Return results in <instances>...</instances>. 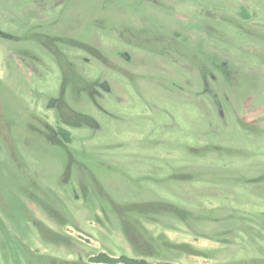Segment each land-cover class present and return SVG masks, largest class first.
Segmentation results:
<instances>
[{"label":"rangeland","instance_id":"obj_1","mask_svg":"<svg viewBox=\"0 0 264 264\" xmlns=\"http://www.w3.org/2000/svg\"><path fill=\"white\" fill-rule=\"evenodd\" d=\"M159 1L0 0V264H30L24 252L51 264L77 256L88 262L102 252L133 257L104 193L119 203L170 201L195 212L190 226L176 223L175 230L144 222L154 235L206 252L173 264H264V193L254 190L264 187L255 181L264 175V0ZM242 8L251 19H243ZM148 23L198 40V67L214 54L238 65L237 85H213L214 103L201 92L200 68L119 38L120 30ZM35 32L100 51L97 57L71 44L60 48L84 80L110 87H94L104 114L85 83L70 76L65 100L97 128L80 116L69 115L71 123L57 117L52 101L63 76ZM165 79L177 86L162 87ZM44 124L71 135L66 150L77 163L69 177L67 153Z\"/></svg>","mask_w":264,"mask_h":264},{"label":"trees","instance_id":"obj_2","mask_svg":"<svg viewBox=\"0 0 264 264\" xmlns=\"http://www.w3.org/2000/svg\"><path fill=\"white\" fill-rule=\"evenodd\" d=\"M97 22V20H95ZM94 25V23H93ZM31 31V30H30ZM37 35V39H33L40 42L41 45H48L52 48L54 54H56V50L52 47V45L48 42V35L41 34L39 32L33 33ZM68 45H75L69 41V43H64ZM137 45V47L141 49H150L157 53L162 52L163 43H152L151 46L146 45L143 42H135L133 43ZM62 46V45H60ZM84 46L89 49L90 45L84 44ZM86 49V50H87ZM162 54V53H160ZM57 55V54H56ZM61 64L63 65V71L65 73V80L68 76H72L71 67H68L65 59H60ZM79 81V80H78ZM66 82V81H65ZM83 82V81H82ZM86 92L89 91V82L84 81ZM63 115H75L76 111H73L71 108H62ZM73 112V113H72ZM77 113V112H76ZM80 116V114H79ZM76 116V117H79ZM62 118V117H61ZM60 118V119H61ZM81 120L85 123L92 124V119L86 116H80ZM66 123H71L70 119H64ZM63 122V120H62ZM60 136L64 143L71 144L72 138L68 131L60 128ZM217 149V148H216ZM215 151V148H214ZM195 181V180H193ZM197 181V180H196ZM218 181V180H216ZM244 181V180H243ZM256 182L263 183L264 175H261L255 179ZM244 182L248 183L249 181L245 180ZM255 192L264 193V187L260 184H256L254 186ZM102 198L104 202L112 209L113 212L117 215L118 221L122 226V230L125 233L127 240L134 252V256L130 257L127 255H120L118 257H111L106 253H98L97 255L89 258V263L81 261V258L77 256L75 260L66 261L64 264H149L147 259H153L161 262H166V264H173L172 262L179 259L185 255H194L195 253L202 252L206 254V252L195 249V247L191 246L188 243H175L172 242L164 233H160L158 235H154L151 230L147 229L144 225V222L149 224H156L162 226L169 230H175L176 223L185 224L187 227L190 226V222L196 219V214L192 209H188V207L176 204L170 201H145V202H124L119 203L111 199L108 194H102ZM50 213L60 218V215L54 211L50 210ZM41 231H43L45 236H54L51 232H49V228L41 227ZM228 240H230L228 238ZM224 244V243H223ZM30 252V251H28ZM25 253V257L28 256V263L30 264H51L47 258L43 255H37L31 259V256ZM32 260V261H31ZM258 260L252 259L248 263L246 261H237L231 264H258Z\"/></svg>","mask_w":264,"mask_h":264},{"label":"flooded vegetation","instance_id":"obj_3","mask_svg":"<svg viewBox=\"0 0 264 264\" xmlns=\"http://www.w3.org/2000/svg\"><path fill=\"white\" fill-rule=\"evenodd\" d=\"M145 1H150L154 4L160 2L159 0H145ZM245 9L242 8V11ZM244 16V20H249L251 19L252 15H249L247 12H245L244 14H242ZM240 30L243 32H247L250 33L244 26H240ZM119 38L123 40L124 43L131 45V47H135L133 45V43L135 42H149V43H163L164 45L162 46V54L157 53L153 50H148V49H143L148 53H154V54H159L161 57H164L166 59L169 60H175L174 57H178V58H182L187 61L191 68L195 67L196 69L201 70V81H202V90L201 92H203L204 94L207 95H211L214 103H217V94H213L212 92L215 90L213 85L220 87L221 85L227 87L228 91L233 90L234 86L237 85L238 82V77L241 74V71L239 70L240 67L238 65H234L229 61H224V60H220L221 58L219 56H216L214 54L215 57H213V61H207L205 63H203V65L199 66L198 65L201 63L199 62V59L196 56L193 55L194 50L197 49V44L199 43L198 40H191L190 36L187 33H182L181 31H177V30H173V31H165L164 28L157 24V23H148L146 25H144V27L142 28H125L123 30H120L119 33ZM49 38V43L52 45V47L56 50V54L52 53L53 50L52 48L49 47V50L51 51V55L53 57V60H55L54 62L57 63L58 65V69L60 70V74L61 76H63V79L61 81V87H60V92L58 94L57 98H53L52 102H56L55 108H56V113H57V117L59 118L60 121H64V119L69 118V115H63L62 114V108L66 107V108H71L69 106V103L65 100V92L67 90V88L74 84L75 79L70 78V76H68L65 80V73L63 71V65L61 64L60 59H65V62L67 64L68 67H71V73L73 74L76 73V75L78 76V80L81 81H86L84 80L81 75L78 73L77 70H75L73 68V65L71 62L68 61L65 53L60 49L62 44L64 43H69V41H71L72 43H75V45L77 46L76 48L78 49V51H83V52H89L92 53L93 55L97 56V57H101V53L100 51H98L97 49H94L93 47L87 49L84 44L85 42H81V41H77L72 39L71 37H63V36H55V35H48ZM134 38V39H133ZM177 45H179V47H177ZM137 48V47H136ZM87 49V50H86ZM50 55V54H49ZM123 55V54H122ZM229 60V59H227ZM188 64V65H189ZM73 76V75H72ZM219 77L222 78V81H219ZM66 81V82H65ZM166 81V84H165ZM223 82V83H222ZM89 94L86 92V87L84 86L82 89L83 91L89 95L91 101L98 107V109L100 111H102L104 114H107V110L102 107V105L100 103H98L95 95H96V89H94L95 86L100 87L103 91H105L106 93H110V87L106 84V83H98L97 82H89ZM169 84L172 87H176V83L174 81H169V80H164V83L161 85L162 87H166V85ZM221 90V89H220ZM80 95V93L78 94ZM225 96V95H224ZM225 98L228 100V97L225 96ZM225 99V100H226ZM226 100V101H227ZM72 109V108H71ZM73 110V109H72ZM75 111V110H73ZM73 113V112H72ZM74 116V115H73ZM75 116H79V113L75 112ZM81 116V115H80ZM62 117V118H61ZM61 118V119H60ZM85 123V122H84ZM93 124H88L85 123L87 126L92 127L93 125L97 128V123L95 121L92 122ZM45 128H46V134H48L49 136V140L53 141L54 144L58 145L59 147H61V149H63L66 153H67V158L68 161L66 162V166L63 172V176L64 177H69L75 163V159L72 157V155L66 150V146L67 144L63 142L61 136H60V128L57 127L55 129H53L50 125L48 126L47 124H44ZM44 132V131H41ZM68 163H70V167L68 166ZM77 163V162H76ZM81 194L83 195V199L85 198V193L81 192ZM77 195H75V198L77 199ZM50 209V208H49Z\"/></svg>","mask_w":264,"mask_h":264},{"label":"water","instance_id":"obj_4","mask_svg":"<svg viewBox=\"0 0 264 264\" xmlns=\"http://www.w3.org/2000/svg\"><path fill=\"white\" fill-rule=\"evenodd\" d=\"M221 115V114H220ZM68 166H70V163H68Z\"/></svg>","mask_w":264,"mask_h":264}]
</instances>
